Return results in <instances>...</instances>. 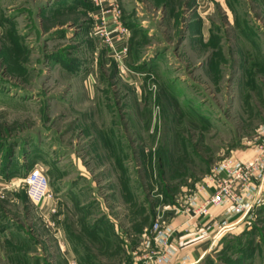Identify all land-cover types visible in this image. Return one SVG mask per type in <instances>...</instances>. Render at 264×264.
Instances as JSON below:
<instances>
[{
	"label": "rangeland",
	"instance_id": "rangeland-1",
	"mask_svg": "<svg viewBox=\"0 0 264 264\" xmlns=\"http://www.w3.org/2000/svg\"><path fill=\"white\" fill-rule=\"evenodd\" d=\"M36 1L0 0V169L9 150L15 171L0 175L15 179L0 264H142L152 224L261 143L264 0H205L203 36L200 0H111L125 54L97 33L94 0L45 16ZM35 161L44 212L18 176ZM252 208L196 264H264V203Z\"/></svg>",
	"mask_w": 264,
	"mask_h": 264
},
{
	"label": "built area",
	"instance_id": "built-area-1",
	"mask_svg": "<svg viewBox=\"0 0 264 264\" xmlns=\"http://www.w3.org/2000/svg\"><path fill=\"white\" fill-rule=\"evenodd\" d=\"M111 5H114L113 2ZM97 24V33L105 37L110 42V34L106 31V18L101 15ZM119 25V21H116ZM121 32H124L120 30ZM112 46V44H111ZM113 51L118 54H125L128 49L123 47L118 51L112 46ZM260 142L256 145V156L247 162L229 160L220 163L209 176L210 180L200 185L194 194L185 201L186 210L192 213V218L200 214L208 215L212 206H232L227 214H237L247 216L256 205L264 203V192L257 186V181L264 180V124L259 131ZM26 184V194L34 204H40L50 198L49 181L44 168L35 164L24 178L21 179ZM10 186L0 177V196L5 189ZM212 189V193L209 191ZM202 193L207 198L200 200ZM170 210L176 214L180 211L173 205ZM152 238H146L143 246L146 250L144 262L142 264H172L176 255V250L171 243L176 236L178 229L169 220L158 218L151 226ZM205 234V232H202ZM181 264H190L187 256L182 258Z\"/></svg>",
	"mask_w": 264,
	"mask_h": 264
},
{
	"label": "crops",
	"instance_id": "crops-1",
	"mask_svg": "<svg viewBox=\"0 0 264 264\" xmlns=\"http://www.w3.org/2000/svg\"><path fill=\"white\" fill-rule=\"evenodd\" d=\"M95 5L93 7L91 16L98 18V16H105L107 21L112 22V20H117L118 16L115 13V7H112L111 0H94ZM202 1V2H201ZM36 8L39 11L40 16H45L44 14L48 11L53 10H67L69 8V1L67 0H38ZM199 0H197V3ZM55 3L56 6H52ZM205 0H200L199 2V9H197V14H199V22L195 21L197 26L195 27L197 33L201 36L204 35L206 29L207 18L206 16L209 15L211 10L210 2L207 7L202 8L205 5ZM58 7V8H56ZM112 7V8H110ZM202 9V10H201ZM189 31H194L192 25L188 27ZM109 31L111 32V38H113V47L114 48H122L126 47L127 37L124 32H119L117 29L111 30L109 27ZM202 38V37H201ZM255 150L247 149L245 153H243L242 158L243 160H247L249 158H253L255 156ZM37 162L35 161L34 165ZM39 164V163H38ZM10 166V165H9ZM3 168L0 169V175H2ZM11 181L15 179L12 177ZM212 193V189L209 190ZM208 195L202 193V197L200 200L207 198ZM30 200V199H29ZM51 200H46L41 205L42 212L49 209ZM232 207V206H231ZM230 206H212L210 207V213L208 215L200 214L199 216L192 218V213L186 208L182 207L181 211L177 214L172 212L169 221L178 229L176 236L172 239L171 243L173 244L174 249L176 250V255L173 258L172 264H181L182 258L187 256L189 259L190 264H196L201 257H203L211 248V246L215 243V241L224 235L226 231L232 230L235 226L240 223L241 219H249L241 215L237 214H227L231 209ZM51 208V207H50ZM94 228H98L97 225ZM205 232V234H202ZM4 232L3 234H5ZM0 234V256L5 253L4 248V240L2 235Z\"/></svg>",
	"mask_w": 264,
	"mask_h": 264
},
{
	"label": "trees",
	"instance_id": "trees-1",
	"mask_svg": "<svg viewBox=\"0 0 264 264\" xmlns=\"http://www.w3.org/2000/svg\"><path fill=\"white\" fill-rule=\"evenodd\" d=\"M193 2H194V0H193ZM191 4H192V2L189 1L188 2V6H190ZM143 64L144 65L142 67L145 66V63H143ZM10 155H11V152L9 150L5 151V161L6 162L3 165L4 166V169H3L2 175H5L7 178H9V177H11V176H13L15 174V171L14 170L11 171L12 169H10L9 164H7L8 163V159L10 158ZM33 165L34 164H31V163L28 164L27 166L24 165L23 166L24 171H23V169H22V171H19L18 176L19 175L20 176H25L33 168ZM22 172H24V173H22ZM24 195H25L26 200H29V198H28L25 190H24ZM96 225L99 227V224L98 223Z\"/></svg>",
	"mask_w": 264,
	"mask_h": 264
}]
</instances>
